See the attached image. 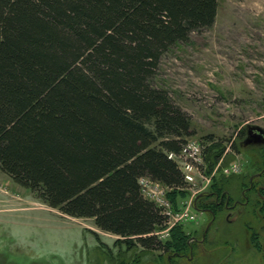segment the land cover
<instances>
[{"label": "trees", "instance_id": "1", "mask_svg": "<svg viewBox=\"0 0 264 264\" xmlns=\"http://www.w3.org/2000/svg\"><path fill=\"white\" fill-rule=\"evenodd\" d=\"M217 14L218 0H0V170L115 247L180 254L189 236L158 240L166 218L139 180L187 187L168 154L192 121L151 79ZM203 144L211 170L222 152Z\"/></svg>", "mask_w": 264, "mask_h": 264}, {"label": "rangeland", "instance_id": "2", "mask_svg": "<svg viewBox=\"0 0 264 264\" xmlns=\"http://www.w3.org/2000/svg\"><path fill=\"white\" fill-rule=\"evenodd\" d=\"M151 84L191 118V139L222 152L207 169L214 177L205 193L243 202L250 178L263 174L259 191L247 194L248 206L219 209L207 230L213 216L195 209L196 198L189 211L196 221L177 223L164 240L182 227L189 240L180 254L126 251L92 219L50 208L0 170V264H264V0H218L214 25L166 52ZM235 162L241 174L223 175L222 168ZM192 193L187 186L168 196L175 213L184 211Z\"/></svg>", "mask_w": 264, "mask_h": 264}, {"label": "built area", "instance_id": "3", "mask_svg": "<svg viewBox=\"0 0 264 264\" xmlns=\"http://www.w3.org/2000/svg\"><path fill=\"white\" fill-rule=\"evenodd\" d=\"M205 146L203 141L188 139L182 150L176 153H169L168 158L173 160L183 174L184 180L189 188H193L192 198L186 202L183 212H174V208L168 201V194L171 188L153 180L150 177H142L139 180L142 195L145 199L154 203L161 211V214L166 218L165 229L157 231L155 235L162 241L169 236L170 230L180 222L196 221V216L190 213V208L193 207L194 201L198 196L208 191L209 184L214 176H209L205 168L204 157ZM222 174L231 176L241 172L239 162L230 164L222 168ZM174 220L176 222H174Z\"/></svg>", "mask_w": 264, "mask_h": 264}, {"label": "flooded vegetation", "instance_id": "4", "mask_svg": "<svg viewBox=\"0 0 264 264\" xmlns=\"http://www.w3.org/2000/svg\"><path fill=\"white\" fill-rule=\"evenodd\" d=\"M239 174H237V175H239ZM262 175H263L262 173L255 174L250 178V186L248 188H246L242 194V198L245 199L243 202L237 201V202L233 203L231 201L230 196L227 193L220 194L219 192H211V191L203 194V196L198 198L197 201H199V204H200L199 209L204 211L203 214L213 216V219L211 221L212 223L210 222L211 223L210 226H209L210 223L208 224L209 227H207V230L212 226L214 220L216 219V214H217L219 209H223V210L229 212V211L235 210V208H237L238 206L247 207L249 202H251V201H249L247 194H250L251 192H254L255 190L259 191V189L257 188V183H258V180L260 178H262ZM260 191L264 192V189L261 188ZM200 200L201 201L207 200V203L203 205V204H201ZM210 200L213 202H209Z\"/></svg>", "mask_w": 264, "mask_h": 264}, {"label": "bare ground", "instance_id": "5", "mask_svg": "<svg viewBox=\"0 0 264 264\" xmlns=\"http://www.w3.org/2000/svg\"><path fill=\"white\" fill-rule=\"evenodd\" d=\"M204 157H205V155H204ZM205 168H206V170H207V163H206V160H205ZM241 171H242V166H241ZM241 174V173H240ZM183 175V174H182ZM235 175H237V174H235ZM185 181V180H184ZM253 181V180H252ZM186 183V182H185ZM187 184V183H186ZM210 189V188H209ZM203 198V197H202ZM198 202V201H197ZM194 203H195V201H194ZM200 205V204H199ZM193 206H194V204H193ZM197 206H198V203H197ZM202 207V206H201ZM217 216V215H216Z\"/></svg>", "mask_w": 264, "mask_h": 264}, {"label": "water", "instance_id": "6", "mask_svg": "<svg viewBox=\"0 0 264 264\" xmlns=\"http://www.w3.org/2000/svg\"><path fill=\"white\" fill-rule=\"evenodd\" d=\"M201 196H203V194L200 195V196H198V198H200ZM195 209L198 210V211H202V213L204 212L203 210H200V209H198L197 207H195ZM211 223H212V222H211ZM211 223L209 224V226L211 225ZM209 226H208V227H209Z\"/></svg>", "mask_w": 264, "mask_h": 264}]
</instances>
